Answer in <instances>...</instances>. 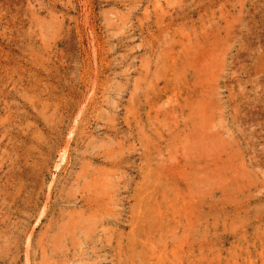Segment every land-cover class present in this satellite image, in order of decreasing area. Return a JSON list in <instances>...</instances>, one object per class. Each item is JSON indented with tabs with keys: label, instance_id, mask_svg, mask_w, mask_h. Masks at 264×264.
I'll return each instance as SVG.
<instances>
[{
	"label": "rangeland",
	"instance_id": "obj_1",
	"mask_svg": "<svg viewBox=\"0 0 264 264\" xmlns=\"http://www.w3.org/2000/svg\"><path fill=\"white\" fill-rule=\"evenodd\" d=\"M0 264H264V0H0Z\"/></svg>",
	"mask_w": 264,
	"mask_h": 264
},
{
	"label": "bare ground",
	"instance_id": "obj_2",
	"mask_svg": "<svg viewBox=\"0 0 264 264\" xmlns=\"http://www.w3.org/2000/svg\"><path fill=\"white\" fill-rule=\"evenodd\" d=\"M31 233V232H30Z\"/></svg>",
	"mask_w": 264,
	"mask_h": 264
}]
</instances>
